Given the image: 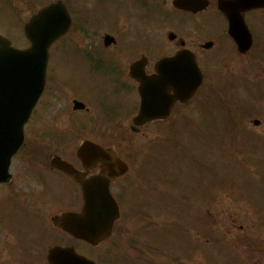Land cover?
I'll use <instances>...</instances> for the list:
<instances>
[{
    "label": "rangeland",
    "instance_id": "obj_1",
    "mask_svg": "<svg viewBox=\"0 0 264 264\" xmlns=\"http://www.w3.org/2000/svg\"><path fill=\"white\" fill-rule=\"evenodd\" d=\"M48 1L0 0V34L14 47H24L27 41L22 29L13 25L20 24L18 17L22 23ZM163 6L169 9L168 0ZM92 11L108 26L117 25L122 17L132 21L129 30L137 24L133 0L97 4ZM249 19L254 38L261 44L240 55L229 49L232 40L222 34L217 43L220 50L214 45L200 57L208 76L198 94L185 106H176L166 122L146 124L138 132L118 128L114 122H109L110 128L75 129L70 111L75 90L70 84L62 88L60 75L51 77L50 94L46 92L38 100L24 127V146L12 158V180L0 184V239H47L45 235H50L57 243H72L65 233L54 229L50 216L78 209L79 190L60 172L48 170L44 161L56 153L77 162L72 156L79 137L89 136L118 143L129 171L115 183L122 185L120 189L113 185L121 210L113 236L84 252L98 255L108 247L116 261L112 264H264V10L251 12ZM120 25L129 26L127 20ZM102 27L98 23L95 30L101 32ZM167 29L166 24L158 28L162 45ZM153 36L142 32L138 48L150 49L143 42ZM53 68L61 73L59 64ZM131 84L129 92L110 97L127 102L131 96L137 104ZM53 93L56 98H51ZM87 96L92 100V94ZM46 100L51 105L45 106ZM115 111L109 115L113 121L121 114L120 109ZM43 112L52 123L51 135H41ZM129 112L125 126L134 113ZM254 119L259 120L255 125ZM145 160L152 164L147 173H143ZM157 164L159 170H155ZM23 192L27 197L20 194ZM15 201L17 205L28 203L26 210L31 215L17 212ZM48 241L47 246L54 243ZM16 260L14 250L0 244V264Z\"/></svg>",
    "mask_w": 264,
    "mask_h": 264
},
{
    "label": "flooded vegetation",
    "instance_id": "obj_2",
    "mask_svg": "<svg viewBox=\"0 0 264 264\" xmlns=\"http://www.w3.org/2000/svg\"><path fill=\"white\" fill-rule=\"evenodd\" d=\"M112 1L115 0H71L69 5L66 3L65 6L71 16V26L65 35L50 46L49 64L51 67L53 64H59L64 70L63 76L67 77L62 86L67 87L70 83L72 90H75L72 101L77 99L84 103L82 107L73 108L71 106L70 108L75 129H79V126L85 130H95L99 127L110 128L109 122H114L113 125L118 128H131L132 116L138 104L134 99L131 100V96L127 97L129 98L127 102L125 100L115 101L110 94L129 92L132 89L131 83L136 89L137 81L129 75V67L142 57H145V60L140 64L139 70L144 68L147 74L156 73L158 62L163 57L172 56L187 48L193 51L199 63L200 57L214 45L217 50H220L217 43L222 34L232 40L228 33V19L219 7V3L229 0H168V10L163 6L164 0H133L137 9V24L132 30L129 29L133 23L128 18L122 17L117 25L108 26L99 16L94 15L92 9L95 5L105 6ZM75 5H81V7H75ZM260 10L264 9L241 12L252 37L254 35L253 22L249 19V14ZM143 15L149 18L148 22L145 20L147 18L142 17ZM125 20L128 21V27L120 25L121 21ZM98 23H101V27L103 26L101 32L95 30ZM165 24L168 29L166 43L162 45L161 37L158 36V28ZM142 32L154 34L149 41L143 42L144 46L150 48L148 50L138 48L140 46L138 36L141 37ZM106 34L113 37L111 43L103 41ZM206 42H211L209 48L204 46ZM229 49H236L233 40ZM56 52L59 53L58 57ZM153 53L157 55L152 59ZM200 67L205 77L204 67L202 65ZM87 94L93 95L92 100H89ZM53 98H56L55 94ZM44 105H51V102L46 100ZM116 109H120L121 114L113 121L109 115L112 110ZM129 111H134V113L127 117L130 123L125 126V114L128 115ZM41 126L43 129L48 127L52 129V123L47 120L45 114L42 116ZM85 138L94 140L89 136ZM94 141L102 145L109 144L107 141ZM77 163L73 164L77 169L85 172V176L102 172L99 161L92 162L87 167H84L82 163ZM0 244L5 249L14 250L17 259L14 264L47 263L44 239L40 236L33 240L0 239Z\"/></svg>",
    "mask_w": 264,
    "mask_h": 264
},
{
    "label": "water",
    "instance_id": "obj_3",
    "mask_svg": "<svg viewBox=\"0 0 264 264\" xmlns=\"http://www.w3.org/2000/svg\"><path fill=\"white\" fill-rule=\"evenodd\" d=\"M60 4L55 2L40 9L25 25L29 47L15 48L8 39L0 35V181L10 178V158L22 142L23 124L43 89L48 46L66 29L65 16L59 10L62 7ZM259 6H264V0H232L226 6L229 33L240 51L251 44V35L240 11ZM188 56L185 68L173 66V75L163 72L160 75L146 76L134 70L131 72L139 81L140 106L134 118L136 125L155 118H165L175 100L186 102L192 97L201 83L202 74L193 55ZM138 64L139 62L134 66ZM171 90L173 93H170ZM95 148H98L97 145L85 142L80 146L79 153L93 149V154L103 156L102 151ZM111 154L115 155V152L111 150ZM52 162L71 174L79 183L83 199L80 211H66L53 217V222L71 235L91 244L107 238L111 234L113 222L119 216L118 205L109 191L110 179L102 176L84 179L63 160L54 158ZM126 168L122 162L119 173H123ZM53 251L72 252L76 264H87L83 256L73 253L72 248H54Z\"/></svg>",
    "mask_w": 264,
    "mask_h": 264
}]
</instances>
